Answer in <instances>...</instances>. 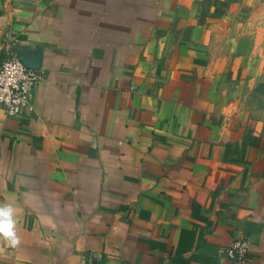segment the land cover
I'll return each instance as SVG.
<instances>
[{
  "label": "crops",
  "instance_id": "obj_1",
  "mask_svg": "<svg viewBox=\"0 0 264 264\" xmlns=\"http://www.w3.org/2000/svg\"><path fill=\"white\" fill-rule=\"evenodd\" d=\"M137 1L0 0V44L42 73L30 116L0 111V264H237L238 238L264 264V101L196 88L210 7Z\"/></svg>",
  "mask_w": 264,
  "mask_h": 264
},
{
  "label": "rangeland",
  "instance_id": "obj_2",
  "mask_svg": "<svg viewBox=\"0 0 264 264\" xmlns=\"http://www.w3.org/2000/svg\"><path fill=\"white\" fill-rule=\"evenodd\" d=\"M169 1L170 5L174 3ZM185 3L194 10L199 5L210 7L205 16L213 20L210 29L204 27L206 21L200 22L197 17L190 22L185 36L197 38L200 33L218 38L211 60L207 44L181 47L182 51H196L202 56L183 61L188 71L192 68L195 73L192 79L196 88L201 89V95L218 105L242 100L252 105L254 100L264 101V0H185ZM5 53L6 48L0 44V59Z\"/></svg>",
  "mask_w": 264,
  "mask_h": 264
},
{
  "label": "built area",
  "instance_id": "obj_3",
  "mask_svg": "<svg viewBox=\"0 0 264 264\" xmlns=\"http://www.w3.org/2000/svg\"><path fill=\"white\" fill-rule=\"evenodd\" d=\"M42 73L24 63L14 49H6L0 59V111L7 118H22L34 112L32 93ZM249 252L247 239H235L224 251V258L237 264H246ZM86 264H108L99 255L89 253Z\"/></svg>",
  "mask_w": 264,
  "mask_h": 264
},
{
  "label": "clouds",
  "instance_id": "obj_4",
  "mask_svg": "<svg viewBox=\"0 0 264 264\" xmlns=\"http://www.w3.org/2000/svg\"><path fill=\"white\" fill-rule=\"evenodd\" d=\"M16 224L14 205L11 203L0 204V236L10 240L13 244L18 241L15 231Z\"/></svg>",
  "mask_w": 264,
  "mask_h": 264
},
{
  "label": "water",
  "instance_id": "obj_5",
  "mask_svg": "<svg viewBox=\"0 0 264 264\" xmlns=\"http://www.w3.org/2000/svg\"><path fill=\"white\" fill-rule=\"evenodd\" d=\"M20 57V59L24 62V63H26L29 67H32L31 65H29L28 64V62L25 60V58L23 57V56H19ZM33 68V67H32Z\"/></svg>",
  "mask_w": 264,
  "mask_h": 264
}]
</instances>
